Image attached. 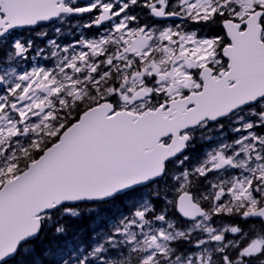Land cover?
Wrapping results in <instances>:
<instances>
[{"label":"snow or ice","instance_id":"snow-or-ice-1","mask_svg":"<svg viewBox=\"0 0 264 264\" xmlns=\"http://www.w3.org/2000/svg\"><path fill=\"white\" fill-rule=\"evenodd\" d=\"M0 264H264V0H0Z\"/></svg>","mask_w":264,"mask_h":264}]
</instances>
